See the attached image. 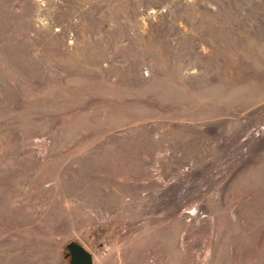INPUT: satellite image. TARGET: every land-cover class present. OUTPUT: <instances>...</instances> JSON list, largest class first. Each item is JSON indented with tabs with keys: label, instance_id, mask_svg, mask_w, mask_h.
I'll return each instance as SVG.
<instances>
[{
	"label": "rangeland",
	"instance_id": "1",
	"mask_svg": "<svg viewBox=\"0 0 264 264\" xmlns=\"http://www.w3.org/2000/svg\"><path fill=\"white\" fill-rule=\"evenodd\" d=\"M264 264V0H0V264Z\"/></svg>",
	"mask_w": 264,
	"mask_h": 264
},
{
	"label": "water",
	"instance_id": "2",
	"mask_svg": "<svg viewBox=\"0 0 264 264\" xmlns=\"http://www.w3.org/2000/svg\"><path fill=\"white\" fill-rule=\"evenodd\" d=\"M66 256L69 257L68 264H94L92 252L83 244L71 240L66 243Z\"/></svg>",
	"mask_w": 264,
	"mask_h": 264
}]
</instances>
